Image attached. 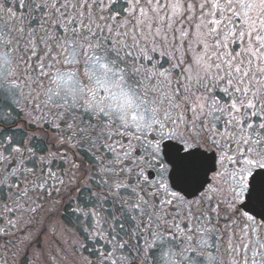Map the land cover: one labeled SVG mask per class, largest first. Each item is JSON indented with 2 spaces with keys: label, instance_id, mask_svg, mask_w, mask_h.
<instances>
[{
  "label": "snow or ice",
  "instance_id": "1",
  "mask_svg": "<svg viewBox=\"0 0 264 264\" xmlns=\"http://www.w3.org/2000/svg\"><path fill=\"white\" fill-rule=\"evenodd\" d=\"M0 264H264V0H0Z\"/></svg>",
  "mask_w": 264,
  "mask_h": 264
},
{
  "label": "flooded vegetation",
  "instance_id": "2",
  "mask_svg": "<svg viewBox=\"0 0 264 264\" xmlns=\"http://www.w3.org/2000/svg\"><path fill=\"white\" fill-rule=\"evenodd\" d=\"M71 207V205L65 206V211L67 212V215L58 217L64 225L67 226V228L70 230L68 232H65L63 235L59 236V239L66 241V247L71 244L72 240L76 238V229L73 227L71 223H69V220L72 219L70 212H68V209ZM82 235V234H81ZM87 247H91V242H88L86 245ZM83 255L87 256L88 253L84 252Z\"/></svg>",
  "mask_w": 264,
  "mask_h": 264
}]
</instances>
